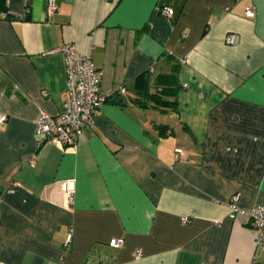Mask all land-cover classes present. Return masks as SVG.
<instances>
[{
  "label": "crops",
  "instance_id": "1",
  "mask_svg": "<svg viewBox=\"0 0 264 264\" xmlns=\"http://www.w3.org/2000/svg\"><path fill=\"white\" fill-rule=\"evenodd\" d=\"M48 1L0 11V262L264 264L229 207L264 204V0H54L47 17ZM67 45L105 100L75 144H39Z\"/></svg>",
  "mask_w": 264,
  "mask_h": 264
},
{
  "label": "built area",
  "instance_id": "2",
  "mask_svg": "<svg viewBox=\"0 0 264 264\" xmlns=\"http://www.w3.org/2000/svg\"><path fill=\"white\" fill-rule=\"evenodd\" d=\"M46 6L45 14L47 17L52 16L58 8L54 0H49ZM159 11L166 16L174 14L170 5L161 6ZM246 14L250 16L253 12L248 9ZM234 37L233 34H229L226 43H233ZM63 52H65L67 88L61 96L62 108L55 116L41 111L34 120L35 132L40 136L39 144L51 143L66 146L75 144L83 130L95 124V118L105 100V96L101 95L102 73L92 62L90 56L77 52L73 46L68 45L63 48ZM184 86H187V83ZM118 91L124 92L125 90L121 87ZM7 119V114L0 112V129ZM181 152L177 149L175 156L179 157ZM63 186L65 199L71 202L73 182L65 181ZM236 198L237 196L233 197V201L229 204L231 207L230 217L235 218L237 215H241L248 218L251 225L259 231L256 238L257 243H264V204L245 211L236 206L234 203ZM68 240H70L69 236ZM122 244V239H112L109 242V246L116 249H120ZM0 264L6 263L0 262Z\"/></svg>",
  "mask_w": 264,
  "mask_h": 264
},
{
  "label": "trees",
  "instance_id": "3",
  "mask_svg": "<svg viewBox=\"0 0 264 264\" xmlns=\"http://www.w3.org/2000/svg\"><path fill=\"white\" fill-rule=\"evenodd\" d=\"M6 0H0V11H5L6 10ZM153 98H155L157 100V102H159L158 100H160V96L159 95H156V94H152L151 95ZM139 104L141 106H145V103H141L139 102ZM158 129H160V133H165V131L169 130L168 126L167 125H162V126H159Z\"/></svg>",
  "mask_w": 264,
  "mask_h": 264
}]
</instances>
